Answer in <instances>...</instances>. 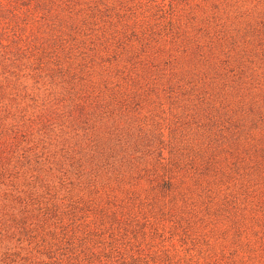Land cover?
I'll list each match as a JSON object with an SVG mask.
<instances>
[{"label":"rangeland","instance_id":"374dc122","mask_svg":"<svg viewBox=\"0 0 264 264\" xmlns=\"http://www.w3.org/2000/svg\"><path fill=\"white\" fill-rule=\"evenodd\" d=\"M38 1L40 6L37 0H0V38L5 44L15 26L37 43L58 45L38 83L26 80L25 133L0 158V264H67L72 256L84 255L131 264L139 255L165 258L170 253L174 259H187L199 251L209 255L208 249L230 254L231 240L221 238L224 221L215 225L199 209L185 207L181 197L164 195L148 163L135 169L100 164L84 130L85 118L98 116L92 101L98 93L89 86L103 89L104 77L110 78L105 68H112L116 80L121 71L138 87L144 84L137 111L147 132L161 134L156 141L163 142L166 156L175 143L183 145L187 135L198 133L199 122L206 120L202 106L174 104L162 89L167 86L169 91L171 81L184 73L195 78L198 69L208 66L206 57L216 58L205 43L218 36L222 24L228 27L238 20L235 7L240 3ZM200 35L202 52L195 49ZM146 59L162 67L169 60L177 69V76L155 82L157 92L151 97L147 78L154 77ZM12 79L11 69H0V85ZM185 105L188 110L183 111ZM99 131L105 135L102 127ZM100 139L106 143L102 133ZM189 141L195 143L193 136ZM235 256L236 264H245L242 253Z\"/></svg>","mask_w":264,"mask_h":264},{"label":"trees","instance_id":"16d2710c","mask_svg":"<svg viewBox=\"0 0 264 264\" xmlns=\"http://www.w3.org/2000/svg\"><path fill=\"white\" fill-rule=\"evenodd\" d=\"M237 1L238 20H231L228 27L222 24L218 36L203 41L215 50L216 58L206 57L208 66L198 69L195 78L184 73L171 81L169 91L167 86L162 89L174 104L198 103L200 110L202 106L206 120L200 121L199 132L191 135L195 143L187 135L188 140L185 138L183 145L175 143L166 156L163 142L156 141L161 134L147 132L137 111L144 84L138 87L134 78L121 71L116 80L113 69L105 68L110 78L104 77V88L89 86L90 92L98 93L92 98L98 118L86 117L83 130L84 136L88 132L91 136L94 158L110 169H135L145 163L153 166L151 177L164 195L181 197L185 207L199 209L203 218L215 225L224 221L226 232L221 238L231 240L234 247L230 254L208 249L209 255L199 251L187 259H174L170 253L165 258L139 255L131 264H236L239 253L245 264H264V0ZM12 31L13 37L7 39L10 43L0 38V69H11L13 74V83L0 85V158L24 136L26 113L22 111L27 110L22 106V93L28 88L26 80L38 83L58 48L48 41L37 43L15 26ZM201 36L196 38L198 52L203 50ZM146 60L154 77L147 78V96L151 97L157 92L155 82L177 76V69L169 60L165 67ZM101 127L105 135L99 131ZM67 264L109 263L84 255L72 256Z\"/></svg>","mask_w":264,"mask_h":264}]
</instances>
